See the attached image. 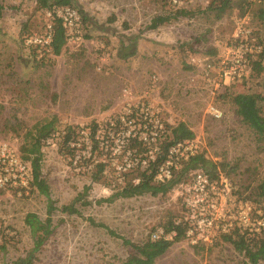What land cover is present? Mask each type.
Returning a JSON list of instances; mask_svg holds the SVG:
<instances>
[{
	"label": "rangeland",
	"instance_id": "obj_1",
	"mask_svg": "<svg viewBox=\"0 0 264 264\" xmlns=\"http://www.w3.org/2000/svg\"><path fill=\"white\" fill-rule=\"evenodd\" d=\"M210 1L73 0L85 20L72 39L67 38L59 56L48 53L41 59L38 51L32 54L28 39L46 31L51 21L47 11L38 9L35 0H0V141H9L20 151L30 142L27 133L34 125L51 121L55 127L41 148L40 161L41 179L55 207L52 233L33 254L32 264H122L134 253L124 240L141 244L154 234L161 236L168 221L188 219L184 198L193 173L165 196L145 194L98 203L112 194L111 188L103 180L93 182V165L86 167L80 161V156L90 157L91 149L84 127L92 122L101 125L115 115H140L142 107L148 109L151 122L159 120L164 127L185 124L194 133L197 153L232 167L219 169L213 181L225 190L229 206L245 202L255 211L264 206L263 200L245 199L264 175V142L256 141L235 116L232 103L235 95L258 96L264 117V72L258 76L251 72L254 54L264 45V20L258 15L264 11V0H250L243 16L232 10L220 20L207 11ZM176 9L187 15L146 29L154 17L171 15ZM241 23L242 38L251 48L246 71L224 84L219 78L221 61L226 47L240 43L234 33ZM138 31L142 34L135 54L120 59L121 45L125 48ZM206 64L212 69L207 71ZM209 105L222 112L221 119L208 114ZM67 126L82 129L77 148H84L72 164L57 145ZM131 130L128 127L126 134L101 142L99 148H105L104 153L109 149L111 157L118 155ZM70 204L80 215L61 212ZM46 211V198L34 188L27 193L0 190V264L27 256L33 238L24 218L33 213L44 221ZM243 262L244 257L228 243L195 247L185 238L154 264Z\"/></svg>",
	"mask_w": 264,
	"mask_h": 264
},
{
	"label": "trees",
	"instance_id": "obj_2",
	"mask_svg": "<svg viewBox=\"0 0 264 264\" xmlns=\"http://www.w3.org/2000/svg\"><path fill=\"white\" fill-rule=\"evenodd\" d=\"M38 9L50 11L55 7L73 6V0H35ZM250 0H211L208 4L207 11L214 15V18L220 20L223 16L232 10H236L240 16L247 13L250 8ZM75 8V7H74ZM77 9V8H75ZM82 21L85 15L77 9ZM187 12L183 9H176L171 15L154 17L146 27L148 30H155L159 26L170 22L171 18L176 19L186 16ZM259 18L264 20V11H258ZM2 16V6L0 5V18ZM51 29L53 32L52 41L48 48L32 45V54L38 51L44 56L51 53L53 56H59L66 44V33L59 20H52ZM142 32L131 37L129 44L120 48L119 58L125 59L133 56L136 52V43L140 39ZM21 36V33H20ZM124 48V49H122ZM251 61V72L256 76L264 72V45L261 50L254 54ZM40 59V60H41ZM260 98L254 95H235L232 103L235 106V116L254 134L255 140L264 142V117L260 114L258 102ZM133 120V130L123 139L125 142L118 155L110 156V150L104 153L105 148H99V144L110 139H115L123 135L128 129V121ZM219 120V119H218ZM88 130V137L91 143L90 157L80 156L83 165H93L94 171L91 173V180L95 183L104 181L111 188L112 194L104 199L97 201L111 203L119 198H132L149 194L152 197L158 195L165 196L173 191L176 187L188 181L191 174L196 171H202L210 181H214L219 175V169L224 171L225 168L231 169L225 161L220 163L214 162L205 157L203 152H196L188 156L187 160H178L177 168H171V177L168 180L159 182L155 180L158 168L166 161L168 151L178 143H184L194 139L193 131L189 130L185 124L179 123L176 126L165 127L161 137H155L152 141V124L142 121V116L137 113L131 115H115L107 122L99 125L92 122L84 127ZM55 127L53 122L37 124L33 127L32 133H27L30 142L24 144L18 154L22 160L29 163L31 168V188L36 189L39 194L47 200V217L41 221L37 215L27 213L24 223L28 226L33 238V247L27 256L18 259L12 264H32L33 254L38 252L46 243L52 233L51 214L55 210L53 201L49 196V191L41 179L40 161L41 148L47 144L51 134L54 133ZM82 129L79 127L67 126L59 135L57 142L58 151L62 156L69 159L70 164L75 162L77 153H81L82 148H77L78 136ZM126 134V133H125ZM141 134H144L142 137ZM83 146V145H82ZM110 148V147H108ZM157 150L155 155L150 156L148 153ZM96 153V154H95ZM146 160V167L141 168L140 163ZM77 163V162H76ZM79 164V163H78ZM110 166H113L112 169ZM228 174V172H227ZM80 199V198H79ZM252 202L264 201V175L258 185L252 189L250 194L245 198ZM78 200V199H76ZM74 200V201H76ZM257 200V201H256ZM62 213L80 215L73 204L65 205L61 208ZM187 221H168L163 225V234L156 240L148 238L141 244H134L124 240V243L130 245L134 253L129 256L122 264H154L156 259L162 256L173 244L185 239ZM113 234V233H111ZM169 236V238L166 237ZM230 244L234 250L244 257L242 264H264V229L259 233L250 232L247 229L235 226L225 233L216 236L210 245L197 244L195 247L211 246L215 242Z\"/></svg>",
	"mask_w": 264,
	"mask_h": 264
},
{
	"label": "built area",
	"instance_id": "obj_3",
	"mask_svg": "<svg viewBox=\"0 0 264 264\" xmlns=\"http://www.w3.org/2000/svg\"><path fill=\"white\" fill-rule=\"evenodd\" d=\"M174 4L177 0H172ZM47 16L51 19L47 29L43 34L36 35L28 39L32 45L48 48L53 37L52 20H59L65 29L66 37L72 39L81 23V17L77 9L72 6L55 7L47 11ZM238 24L234 38L240 40L237 47H226L227 55L221 61L220 80L224 84L240 79L246 71V53L251 52L246 40L242 38L243 29ZM256 51L257 53L260 51ZM193 61V59H192ZM206 70L212 69L210 64H206ZM208 114L214 119H221L222 112L209 105ZM139 115V114H138ZM148 109L142 107L140 116L142 121L152 124V141L155 137H161L165 131L163 124L157 120L151 122L148 117ZM133 120L128 121L129 128H132ZM127 132V136L132 132ZM142 137L144 134H141ZM146 139L145 136L143 137ZM196 141H186L171 147L167 154L166 161L158 168L155 180L163 182L171 177V168H177L178 160H187L188 156L196 153ZM157 150L150 151V156L155 155ZM146 160L140 163L141 168L146 167ZM216 182L210 181L200 170L193 172L191 182L187 185V195L184 198L185 206L189 216L185 238L190 245L205 244L210 245L216 236L225 233L235 226L247 229L250 232L259 233L264 229V206L255 211L250 203H238L236 206H229L225 199V190L218 189ZM225 186V185H224ZM31 188V168L28 162L21 159L17 148L13 143L5 140L0 141V190L27 193ZM160 235H152L156 240Z\"/></svg>",
	"mask_w": 264,
	"mask_h": 264
}]
</instances>
